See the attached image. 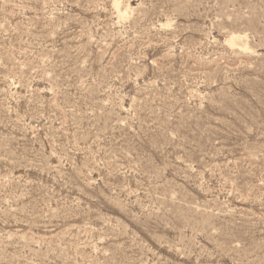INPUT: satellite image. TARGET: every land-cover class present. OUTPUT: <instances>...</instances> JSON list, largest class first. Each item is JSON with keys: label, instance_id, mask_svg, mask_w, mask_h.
Masks as SVG:
<instances>
[{"label": "rangeland", "instance_id": "374dc122", "mask_svg": "<svg viewBox=\"0 0 264 264\" xmlns=\"http://www.w3.org/2000/svg\"><path fill=\"white\" fill-rule=\"evenodd\" d=\"M0 264H264V0H0Z\"/></svg>", "mask_w": 264, "mask_h": 264}, {"label": "bare ground", "instance_id": "6f19581e", "mask_svg": "<svg viewBox=\"0 0 264 264\" xmlns=\"http://www.w3.org/2000/svg\"><path fill=\"white\" fill-rule=\"evenodd\" d=\"M120 4V3H119ZM118 4V5H119ZM121 7V6H120ZM122 8V7H121ZM129 8H131L129 5L127 6V7H125V10L123 11L122 9H120L119 8V6H117V13L119 14V15H121V16H124V15H126V11H128V9ZM236 38V36H234V35H231L229 38H228V40L226 41L228 44H230V45H234V42H233V40Z\"/></svg>", "mask_w": 264, "mask_h": 264}]
</instances>
